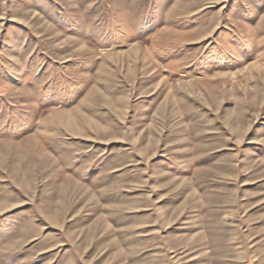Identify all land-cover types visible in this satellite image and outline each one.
<instances>
[{"label":"rangeland","instance_id":"374dc122","mask_svg":"<svg viewBox=\"0 0 264 264\" xmlns=\"http://www.w3.org/2000/svg\"><path fill=\"white\" fill-rule=\"evenodd\" d=\"M0 264H264V0H0Z\"/></svg>","mask_w":264,"mask_h":264}]
</instances>
